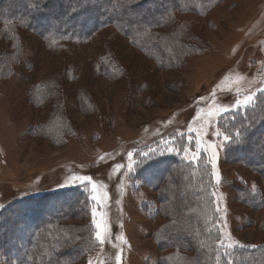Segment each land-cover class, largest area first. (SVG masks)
<instances>
[{
	"label": "rangeland",
	"instance_id": "374dc122",
	"mask_svg": "<svg viewBox=\"0 0 264 264\" xmlns=\"http://www.w3.org/2000/svg\"><path fill=\"white\" fill-rule=\"evenodd\" d=\"M180 18L199 26L207 46L186 60L181 71L160 69L125 38L110 41L113 28L86 46L78 81L67 80L60 87L68 94L65 120L74 129L67 138L60 133L61 146L30 135L29 126L47 120L50 109H36L29 90L41 76H62L70 63L66 56L49 52L26 34L30 68L25 73L19 69L22 78L0 82V213L13 201L29 199L36 209L46 198L45 204L52 206L84 192L88 213L72 217L70 224H89L93 243L72 264H160L164 253L154 236L166 222L160 200L172 159L207 169L204 179L211 185L204 190L209 208L218 212L220 245L256 247L264 242V209L238 203L241 195L235 189L248 185L255 190L263 179L245 163L223 159L229 139L222 122L223 115L243 111L264 90V0H228L204 17ZM105 47H112L127 74L89 80L92 62ZM80 91L92 96V111L80 112ZM57 127L51 130L55 135L62 124ZM97 223L107 237L104 243L96 239ZM2 264L9 263L3 259Z\"/></svg>",
	"mask_w": 264,
	"mask_h": 264
},
{
	"label": "trees",
	"instance_id": "16d2710c",
	"mask_svg": "<svg viewBox=\"0 0 264 264\" xmlns=\"http://www.w3.org/2000/svg\"><path fill=\"white\" fill-rule=\"evenodd\" d=\"M226 1L0 0V82L22 78L19 69L24 68L25 73L30 68L25 55L26 34L39 39L49 52L66 56L70 63L67 62L62 76H41L29 90L30 103L36 109H50L47 120L38 126H29L30 135L61 146L60 133L67 138L74 134V129L65 120L68 94L60 87L64 81H78L85 64L86 46L100 32L113 28L115 34L110 41L125 38L160 69L181 71L186 60L206 51L207 46L199 35V26L180 16L204 17ZM114 53L112 47L104 48V53L92 62L89 80L122 79L127 74ZM135 82L131 83L132 95L136 93L133 92ZM77 100L82 113L95 108L92 96L84 91L77 93ZM222 117L230 137L223 159L229 164L245 163L263 179L262 186L255 190L248 185L236 187L241 195L238 203L255 211L263 210L264 90L255 96L251 106ZM57 123L62 128L55 135L51 130L59 128ZM169 165L166 168L170 176L168 184L162 187L160 196V203H165L160 211L166 222L158 225L154 236L157 247L164 253L160 264H264V242L256 247L220 245L221 234L215 219L218 212L209 208L210 197L204 190L211 185L204 179L207 169L178 159L170 160ZM73 198H62L52 206L45 204L50 199L46 198L36 209L32 208L35 203L22 199L1 211L0 264L3 259L9 264H72L78 255L88 253L93 243L92 227L70 224L72 217L76 220L88 213V199L84 192Z\"/></svg>",
	"mask_w": 264,
	"mask_h": 264
},
{
	"label": "snow or ice",
	"instance_id": "6c2138e0",
	"mask_svg": "<svg viewBox=\"0 0 264 264\" xmlns=\"http://www.w3.org/2000/svg\"><path fill=\"white\" fill-rule=\"evenodd\" d=\"M250 100H251V97L249 96V97H246V99H245V103H248V102H250ZM225 111H227V109H225ZM216 135H220V133L219 132H217L216 133ZM225 139H230V137H228V136H225L224 137ZM253 187H255V186H253ZM94 199H95V197H94ZM100 227H101V225L100 224H96V229H97V231H96V239L100 242V243H104V240L107 238L105 235H102V233H101V231H100ZM119 259V258H118ZM89 264H92V262L90 261L89 262Z\"/></svg>",
	"mask_w": 264,
	"mask_h": 264
}]
</instances>
